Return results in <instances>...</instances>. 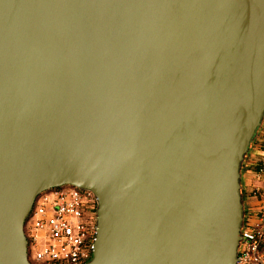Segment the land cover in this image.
<instances>
[{"label": "water", "instance_id": "95a60500", "mask_svg": "<svg viewBox=\"0 0 264 264\" xmlns=\"http://www.w3.org/2000/svg\"><path fill=\"white\" fill-rule=\"evenodd\" d=\"M264 119V0H0V264L34 199L96 201L86 264H236Z\"/></svg>", "mask_w": 264, "mask_h": 264}, {"label": "built area", "instance_id": "2783aa9c", "mask_svg": "<svg viewBox=\"0 0 264 264\" xmlns=\"http://www.w3.org/2000/svg\"><path fill=\"white\" fill-rule=\"evenodd\" d=\"M250 148L258 153L248 156L245 173L247 200L254 199L257 210L245 209L236 264H264V194L253 184L264 176V119ZM249 148V149H250ZM96 225V201L89 191L61 186L40 193L24 221L26 258L30 264H86Z\"/></svg>", "mask_w": 264, "mask_h": 264}, {"label": "crops", "instance_id": "0c3cea01", "mask_svg": "<svg viewBox=\"0 0 264 264\" xmlns=\"http://www.w3.org/2000/svg\"><path fill=\"white\" fill-rule=\"evenodd\" d=\"M249 182H250L249 180L245 179V173H241V189L246 188ZM253 184L259 186L262 189V192L264 193V176L259 180H254ZM258 205L259 203L254 199H248L245 201V204H244L245 209H252V210L254 209L257 210Z\"/></svg>", "mask_w": 264, "mask_h": 264}, {"label": "trees", "instance_id": "16d2710c", "mask_svg": "<svg viewBox=\"0 0 264 264\" xmlns=\"http://www.w3.org/2000/svg\"><path fill=\"white\" fill-rule=\"evenodd\" d=\"M247 157H248V155L246 154L245 157H244V159H243V162L241 164V171H240L241 173H243V171L245 173V170H246L245 164H246ZM240 185H241V179H240ZM241 200H242L243 207L245 208L244 204H245V201L247 200V191H246L245 188L244 189L243 188L241 189ZM260 250H261L262 253L264 252V241H263V244H262Z\"/></svg>", "mask_w": 264, "mask_h": 264}, {"label": "rangeland", "instance_id": "374dc122", "mask_svg": "<svg viewBox=\"0 0 264 264\" xmlns=\"http://www.w3.org/2000/svg\"><path fill=\"white\" fill-rule=\"evenodd\" d=\"M257 153H258V152H257L255 149L250 148V149L248 150V152H247V155H248V156H251V157H255V156L257 155ZM243 173H244V171H243ZM245 179H246V180H249V175L246 174V173H245ZM263 255H264V252H263Z\"/></svg>", "mask_w": 264, "mask_h": 264}]
</instances>
